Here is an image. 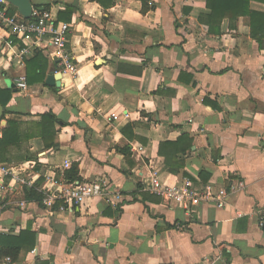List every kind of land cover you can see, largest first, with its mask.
Instances as JSON below:
<instances>
[{
	"label": "crops",
	"instance_id": "obj_1",
	"mask_svg": "<svg viewBox=\"0 0 264 264\" xmlns=\"http://www.w3.org/2000/svg\"><path fill=\"white\" fill-rule=\"evenodd\" d=\"M31 2L50 4L57 19L75 8L68 49L76 72L63 75L60 88L48 86L51 71L62 70L54 49L36 48L31 37L21 58L0 30V86L13 90L5 119L37 122L50 111L60 119L57 147L32 138L23 147L33 160L14 149L2 162L29 169L0 204V234L31 226L37 236L35 248L12 264H264L257 214L264 206V48L251 36L250 18L234 28L224 20L211 33L199 21L207 0H146V13L143 0H115L109 9L93 0ZM36 51L48 60L45 79L21 90L16 80L27 76ZM183 134L193 147L178 155L184 168L171 169L160 144ZM73 164L76 181L107 180L106 195L65 210L59 200L44 202L48 177L70 183L65 171ZM154 174L167 183L245 186L225 208L201 202L187 211L144 187L142 178ZM25 187L43 193V202L26 200Z\"/></svg>",
	"mask_w": 264,
	"mask_h": 264
},
{
	"label": "built area",
	"instance_id": "obj_2",
	"mask_svg": "<svg viewBox=\"0 0 264 264\" xmlns=\"http://www.w3.org/2000/svg\"><path fill=\"white\" fill-rule=\"evenodd\" d=\"M0 4L2 6L0 8V30L5 29L10 33L7 44L17 48L21 58H24L29 51L28 40L35 37L36 48L54 49L55 57L59 60L62 69L60 71L62 75H71L76 72L73 55L68 49L70 23L59 21L52 11L37 8H34L31 18L26 19L21 15L9 13L10 3L8 0H0ZM19 41L25 47H21ZM16 86L21 90H27L28 82L25 74L19 75ZM143 149V147L138 148L139 151ZM26 164L0 163V204H3L10 191L15 188L13 182H17L18 177L28 171L29 168L25 166ZM68 165L69 162L66 161L65 166ZM48 179L49 183L45 186V191L50 194V198L45 199L44 202L52 203L53 200H59L61 210H65L66 207L73 208L76 205H82L89 199L107 193L108 182L104 179L88 183L74 181L66 184H58L52 177H48ZM141 182L151 193L160 196L170 204L181 205L187 211L201 202H214L217 207L225 208L228 198L245 186L242 180L231 183L229 187L217 186L214 182L205 183L199 187L189 178L167 183L161 181L155 174L148 181L142 178ZM55 186L58 187L55 189ZM257 214L259 224L264 226V206L258 210ZM1 263L11 264L10 258H5Z\"/></svg>",
	"mask_w": 264,
	"mask_h": 264
},
{
	"label": "trees",
	"instance_id": "obj_3",
	"mask_svg": "<svg viewBox=\"0 0 264 264\" xmlns=\"http://www.w3.org/2000/svg\"><path fill=\"white\" fill-rule=\"evenodd\" d=\"M98 2L105 9L115 5V0H93ZM252 2L264 4V0H207L208 13L201 14L199 21L209 28V32L218 33L221 30L224 20H228L230 27L234 28L236 21L240 17L250 18L251 36L255 38L261 47L264 48V11L252 9ZM50 10L51 5H35V8ZM11 14L17 11V8L10 4ZM2 8V6H0ZM150 6L146 0H143L142 12L146 13L150 10ZM75 8L67 6L64 11H59L58 20L70 23ZM27 65V82L29 84L43 82L45 79L48 60L41 51H36L32 59L26 60ZM120 68V67H119ZM142 69H140V74ZM162 92V91H158ZM13 96V90L4 89L0 86V104L6 107ZM6 114V113H5ZM5 114L0 117V163L10 162V156L14 149L21 151L19 157L23 161L33 160V156L29 155L23 147V142L32 138L41 139L43 145L47 149L55 148L59 145L57 125L60 119L52 111L42 115L37 122H24L18 119H5ZM3 120H6V126L1 127ZM193 138L188 134H183L176 140H166L161 142L159 154L164 157L166 165L171 168H184V162L178 160V155L187 153L193 147ZM26 154H25V152ZM125 155H129V148L125 147L121 150ZM80 170L78 164L65 171V179L67 182L80 180ZM141 188V185H138ZM25 199L28 201H37L42 203L44 194L36 188H24ZM37 236L32 227L22 230L18 235L11 233L0 234V264L5 258H10L11 264L19 261L23 253L32 251L36 246Z\"/></svg>",
	"mask_w": 264,
	"mask_h": 264
},
{
	"label": "water",
	"instance_id": "obj_4",
	"mask_svg": "<svg viewBox=\"0 0 264 264\" xmlns=\"http://www.w3.org/2000/svg\"><path fill=\"white\" fill-rule=\"evenodd\" d=\"M8 2L18 9L22 17L26 19L31 18L35 8L31 0H8ZM62 76L63 75L61 72H57L56 70L51 71L46 81L47 85L60 88L62 86V82H61ZM11 86L14 88V85ZM3 115H4V108L0 104V117H2Z\"/></svg>",
	"mask_w": 264,
	"mask_h": 264
}]
</instances>
